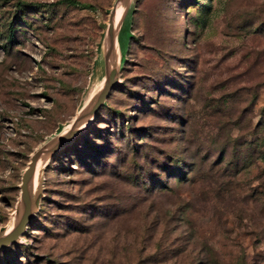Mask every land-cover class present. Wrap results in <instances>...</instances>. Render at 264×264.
<instances>
[{
	"label": "rangeland",
	"instance_id": "1",
	"mask_svg": "<svg viewBox=\"0 0 264 264\" xmlns=\"http://www.w3.org/2000/svg\"><path fill=\"white\" fill-rule=\"evenodd\" d=\"M115 1L0 0V264H264V0H129L35 156Z\"/></svg>",
	"mask_w": 264,
	"mask_h": 264
},
{
	"label": "water",
	"instance_id": "2",
	"mask_svg": "<svg viewBox=\"0 0 264 264\" xmlns=\"http://www.w3.org/2000/svg\"><path fill=\"white\" fill-rule=\"evenodd\" d=\"M123 16H124V14H123ZM123 16L120 20V23H119L118 28H117L116 33H115V41H116V35H117L118 29L121 25ZM112 17H113V12L111 9V11L109 13L107 28H106L107 50H106L104 57H103V65H104L105 72L107 74L106 76L108 78H107V81H106L102 91L98 95L95 102L72 123L69 131H67L64 134V136L58 137V139L55 142H52V143H50V145H48L46 147H42L41 149H39L35 154L36 157H38L42 154H51L59 144H61L62 142L68 141L72 135L79 133L81 131L82 127L77 128V129H74L73 127L76 126L77 124H79L80 121L85 117H89V120L91 119L95 110L102 104L103 99L105 98V96L107 94V90L110 87L111 83L115 82L114 78H113V75H114L113 68L109 69L108 65H107V62L111 58H115V61L117 62L118 61V54H119L117 43H115V45H114L113 40L111 39V37H112V26H111ZM34 170H35V163L31 162V164L29 165L28 171L26 172V174L24 175V177L21 180V196L20 197H21V202L23 204L22 216L17 223H15L13 226H11L10 230L7 233L3 232L0 234V248H4L7 244L13 242L15 240V238L17 237V235L23 230V227L27 223L28 219L31 218V216H32V213H33L32 210L33 209L31 208L30 195L34 189L28 190L27 186L31 180V177L33 176Z\"/></svg>",
	"mask_w": 264,
	"mask_h": 264
},
{
	"label": "bare ground",
	"instance_id": "3",
	"mask_svg": "<svg viewBox=\"0 0 264 264\" xmlns=\"http://www.w3.org/2000/svg\"><path fill=\"white\" fill-rule=\"evenodd\" d=\"M129 0H116L111 9H112V12H113V17L111 19V26H112V37L111 39L113 40V43L115 45L116 41H115V33H116V30L118 28V25L120 23V20L125 12V9L127 7V4H128ZM106 43H107V39H106ZM114 60L115 58H111L108 62H107V65H108V68L109 69H112L113 68V63H114ZM89 121V117H85L83 118L79 124H77L76 126H74L73 128L74 129H77V128H81L83 125H85L86 123H88ZM41 159V155L38 156V160ZM37 169H38V162L35 166V170H34V173H33V176H32V179L34 180V176L37 172ZM32 180V185H34V182ZM11 227L7 226L6 229L4 230V233H7L9 230H10Z\"/></svg>",
	"mask_w": 264,
	"mask_h": 264
},
{
	"label": "trees",
	"instance_id": "4",
	"mask_svg": "<svg viewBox=\"0 0 264 264\" xmlns=\"http://www.w3.org/2000/svg\"><path fill=\"white\" fill-rule=\"evenodd\" d=\"M129 38H131V35H130V34H129V37H128V39H129ZM127 45H128V42H127ZM126 48H127V46H126Z\"/></svg>",
	"mask_w": 264,
	"mask_h": 264
}]
</instances>
